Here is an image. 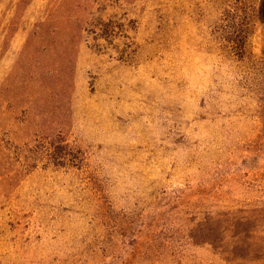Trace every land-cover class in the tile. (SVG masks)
I'll list each match as a JSON object with an SVG mask.
<instances>
[{"label":"rangeland","instance_id":"obj_1","mask_svg":"<svg viewBox=\"0 0 264 264\" xmlns=\"http://www.w3.org/2000/svg\"><path fill=\"white\" fill-rule=\"evenodd\" d=\"M259 208L264 0H0V264H228Z\"/></svg>","mask_w":264,"mask_h":264},{"label":"trees","instance_id":"obj_2","mask_svg":"<svg viewBox=\"0 0 264 264\" xmlns=\"http://www.w3.org/2000/svg\"><path fill=\"white\" fill-rule=\"evenodd\" d=\"M251 219L256 225L244 227ZM210 220L217 224V237L210 239V245L226 263L264 264V208L227 212ZM240 251L254 255L253 259H239Z\"/></svg>","mask_w":264,"mask_h":264}]
</instances>
